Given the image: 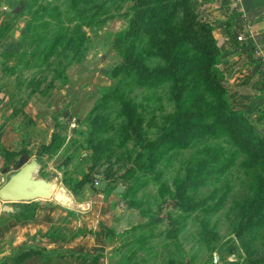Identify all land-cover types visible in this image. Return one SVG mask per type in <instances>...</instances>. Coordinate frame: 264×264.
<instances>
[{
  "label": "rangeland",
  "instance_id": "rangeland-1",
  "mask_svg": "<svg viewBox=\"0 0 264 264\" xmlns=\"http://www.w3.org/2000/svg\"><path fill=\"white\" fill-rule=\"evenodd\" d=\"M167 1L174 14L155 38L143 30L125 35L132 0H17L16 15L0 14V37L10 36L0 44V170L15 167L20 154L14 152L28 150L29 158L57 134L60 152L41 156L37 175H56L68 190L89 178L73 197L95 204L72 208L78 217L98 210L85 228L103 223L99 218L107 224L66 249L46 251L28 241L37 253L18 263L13 256L20 246L7 235L0 264H264V153L232 139L216 120L217 108L240 111L264 137L255 67L245 49L222 41H215L211 62L203 47L181 35L182 1ZM188 1L212 31L226 34L231 3ZM246 1L235 30L247 32L264 59V0ZM166 30L174 40L170 60L159 52ZM203 66L219 78V89L206 84ZM149 73L156 79L143 83ZM126 104L144 141L128 128ZM183 110L200 135L171 144L167 133ZM116 185L121 193L113 192ZM20 203L7 205L13 210ZM7 213L0 212V223Z\"/></svg>",
  "mask_w": 264,
  "mask_h": 264
},
{
  "label": "trees",
  "instance_id": "trees-1",
  "mask_svg": "<svg viewBox=\"0 0 264 264\" xmlns=\"http://www.w3.org/2000/svg\"><path fill=\"white\" fill-rule=\"evenodd\" d=\"M179 1V0H176ZM183 3V15L182 21L180 24L181 35L184 39L192 41L199 47H203L206 50V53L209 55V59L211 62L216 61V55L218 53V49L216 46L215 39L212 36V27L210 24L205 21L202 17L198 16V14L192 9L191 4L188 0H180ZM128 15L127 24L125 28V35H132L139 30H143L148 33L152 38L156 37L157 31L162 25L174 14V5L169 3L167 0H132L131 5L125 15ZM228 17L224 21L223 28L226 31L225 37L226 40L233 46L235 49H245L246 59L249 63H251L255 68L253 72L257 74V79L254 84H252V88L260 91L262 98L261 102L264 103V74L260 70V62L257 61L252 55L253 45L252 40L248 37L244 41H238L236 39V30L235 27L238 25L240 18V12L234 9L228 10ZM174 47V40L171 37V33L167 30L165 31L164 38L159 46V52L161 56L170 60V53ZM129 55L124 56L121 61L112 69L111 74L116 75L120 72L124 67L125 63L129 60ZM172 67V62L169 66ZM145 70L141 72V75H144ZM206 82V84L212 90L219 89L215 85L214 79H217L216 75L212 73L207 66L202 67V71L200 73ZM155 74L149 73L146 74L145 80L142 82L152 83L156 78ZM216 77V78H215ZM219 79V78H218ZM218 110L216 115V120L228 130L232 139L240 142L242 145L247 147L251 152L256 154L264 153V137L257 130L255 124H253L249 119L245 117L243 113L237 110H228V109H220ZM127 111V125L128 128L133 132L135 136H137L139 141H144L140 127L139 121L136 117L134 111L131 106L126 104ZM199 115L202 114V111L198 110ZM190 113L186 112V110L179 111L176 116H174L173 123L174 127L167 133V140L171 144L182 145L186 142L187 138L190 136L200 135V132H196L195 126L190 120ZM163 140L160 139L159 142ZM61 139L60 137L52 133L51 138L48 143L42 144L38 146L35 150V158L40 159L41 156L47 154L51 151H56L60 146ZM148 146H152V143L146 144ZM89 178H82L77 181V189L82 187L86 183L89 182ZM115 186L112 187V189ZM77 189H70V193L76 195ZM172 203V202H171ZM174 203V202H173ZM35 210V202H25L20 203L18 206L13 208L12 212L7 213V218H13L16 214L26 213L23 215L22 219L30 218ZM104 224L102 222H98V229H79L71 235V238L74 236H93L101 234V229H103ZM105 227V226H104ZM36 236V235H35ZM35 236H32L33 239ZM44 250V248H40ZM38 248H35L32 245H23L19 250H16L13 256V260L15 263L21 261L28 255H32L37 253Z\"/></svg>",
  "mask_w": 264,
  "mask_h": 264
},
{
  "label": "crops",
  "instance_id": "crops-1",
  "mask_svg": "<svg viewBox=\"0 0 264 264\" xmlns=\"http://www.w3.org/2000/svg\"><path fill=\"white\" fill-rule=\"evenodd\" d=\"M16 1L17 0H0L1 16L7 13L16 15L19 9V6L15 5ZM248 2L249 1H246V4H245L247 8H248ZM16 8L18 9L15 10ZM7 24H9V22H7ZM2 26H4V23L0 24V29ZM224 35L225 34H223L222 32H219V35H218L214 31H212V36L215 39V41H219V42L222 41V45L231 46V44L226 40V37H224ZM9 37H10L9 33H6L5 35L1 36L0 44L8 42ZM250 39L252 40V38ZM231 47L235 49L233 46ZM239 50H242V49H239ZM35 150L29 156V158L27 157L29 155L28 150L26 151L23 149L19 151L20 153L14 152L13 156L17 157V155L20 154L19 158H17V162L19 159H22V158L25 160L35 159ZM2 152L3 150H1V153ZM58 152H60V150H56V153ZM17 162L15 163L17 164ZM15 167L9 168L7 170L15 169ZM1 171L2 169L0 170V174H1ZM71 196H72L73 202L75 203V207L80 206L82 204L83 205L87 204L89 206L90 201L80 202L79 198H76L78 199V201H76L75 198L73 197V194H71ZM49 199L50 198L48 199L37 198V199L32 200V201H35V210H34L33 215L28 219L20 218L19 220H15L14 218H9V219L7 218L3 222H1L0 223V242H2V240L7 235H9L11 245H14L13 247L16 249L19 246L21 248L23 245H27L28 241L30 242L32 241L33 244H36L40 246L41 248H44V250L46 251H48V249H55V250L66 249L67 247H69L68 244L70 243L76 244L75 243L76 241L80 242V240L82 239V236H74L71 238V235L74 232H76L79 229L94 230L93 227L95 226L97 227L98 222H101L99 220H95L94 225L85 228L83 224H85L86 221L88 222L89 220L92 219V214L97 216L98 210L96 211L93 210L92 214L90 211L87 212L86 214L83 213V215L78 217L77 212L75 211V208H67V207L61 206L58 203H56L54 200H53L54 202H48ZM90 204H92L91 206H93V204L95 203L90 202ZM99 219L102 220L103 224L107 227V224H105V221H104L105 218H99ZM62 228L65 229L66 232L69 231L68 232L69 234L62 235V233L60 232ZM32 236H35V237L31 239ZM20 248H18L17 250H19Z\"/></svg>",
  "mask_w": 264,
  "mask_h": 264
},
{
  "label": "water",
  "instance_id": "water-1",
  "mask_svg": "<svg viewBox=\"0 0 264 264\" xmlns=\"http://www.w3.org/2000/svg\"><path fill=\"white\" fill-rule=\"evenodd\" d=\"M16 8L15 10H17ZM38 159H19L15 169H2L0 174V212H11L9 202H27L37 198L52 199L61 206L72 208L74 202L71 193L63 186L57 185L56 175L38 176ZM56 189V190H55ZM122 186L114 187L115 193H121Z\"/></svg>",
  "mask_w": 264,
  "mask_h": 264
},
{
  "label": "built area",
  "instance_id": "built-area-1",
  "mask_svg": "<svg viewBox=\"0 0 264 264\" xmlns=\"http://www.w3.org/2000/svg\"><path fill=\"white\" fill-rule=\"evenodd\" d=\"M227 2L231 3L232 7H230V9H234L236 11H239L240 7L242 6L244 0H227ZM240 12V11H239ZM241 14V13H240ZM240 31H237V34H236V39L238 41H244L246 38H247V35L244 34L242 35L241 33H239ZM248 37L249 34H248ZM251 38V37H250ZM254 50V54L256 55V57H259L261 58L260 59V65L262 66V68L264 69V59L262 57V55L260 54V52L256 49H253Z\"/></svg>",
  "mask_w": 264,
  "mask_h": 264
}]
</instances>
